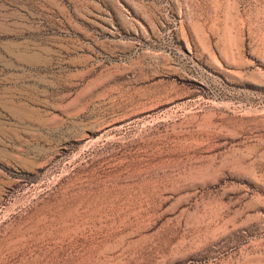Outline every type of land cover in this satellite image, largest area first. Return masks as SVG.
I'll use <instances>...</instances> for the list:
<instances>
[{"label": "rangeland", "instance_id": "374dc122", "mask_svg": "<svg viewBox=\"0 0 264 264\" xmlns=\"http://www.w3.org/2000/svg\"><path fill=\"white\" fill-rule=\"evenodd\" d=\"M0 264H264V0H0Z\"/></svg>", "mask_w": 264, "mask_h": 264}]
</instances>
